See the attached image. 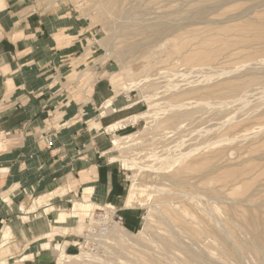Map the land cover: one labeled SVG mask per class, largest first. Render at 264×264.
Listing matches in <instances>:
<instances>
[{"label":"rangeland","instance_id":"obj_1","mask_svg":"<svg viewBox=\"0 0 264 264\" xmlns=\"http://www.w3.org/2000/svg\"><path fill=\"white\" fill-rule=\"evenodd\" d=\"M39 1L98 31L102 68L69 79L106 77L137 115L110 155L143 212L121 225L146 231L114 237L92 210L55 264H264V0Z\"/></svg>","mask_w":264,"mask_h":264},{"label":"crops","instance_id":"obj_2","mask_svg":"<svg viewBox=\"0 0 264 264\" xmlns=\"http://www.w3.org/2000/svg\"><path fill=\"white\" fill-rule=\"evenodd\" d=\"M99 38L62 2L0 0V132H9L0 147V264H55V248L75 255L76 220L101 207L129 230L142 223L110 155L137 115L106 77L90 90L69 79L86 62L102 68ZM61 212L70 216L60 226Z\"/></svg>","mask_w":264,"mask_h":264},{"label":"bare ground","instance_id":"obj_3","mask_svg":"<svg viewBox=\"0 0 264 264\" xmlns=\"http://www.w3.org/2000/svg\"><path fill=\"white\" fill-rule=\"evenodd\" d=\"M133 3H134V1H133ZM135 4H136V1H135ZM112 78H114V77H112ZM187 113L191 115V112L190 113L187 112ZM197 113L198 112H196V114ZM181 115H183V114H181ZM122 143H123L122 140H119L118 138H115L114 139V146H115L116 149L119 148L122 145ZM125 202H126V205L127 206H137V205H140L137 202H135V200L133 198V194H132L131 191H129ZM77 213L78 212H76V214ZM69 216L70 215L67 212H61L60 216L56 220V224L57 225H60V226L61 225L68 224ZM74 217H77V216H74ZM91 219L93 221H95V222H102V223L105 222L106 223V222H108L111 219V217H110L108 211H106V212H103V213L100 212V214H98L97 216L94 215ZM79 220H82V219H79ZM79 220H76V222L78 223L77 232L78 233H81L84 224L81 221H79ZM55 231L56 230H54V232ZM145 232H146L145 230H140L139 233L138 232L137 233H133V232L127 230L123 225L117 224V223H116V225L113 228H111L109 230V234L113 235L114 237H118V236H129V240L130 241H133V242H136V243H139L140 241H142V238L139 237V236H141L142 234H145ZM51 235H53V234H51ZM54 253H55L56 256L59 255V252L57 251L56 248L54 250ZM59 264H71V262L68 261V260H61Z\"/></svg>","mask_w":264,"mask_h":264},{"label":"built area","instance_id":"obj_4","mask_svg":"<svg viewBox=\"0 0 264 264\" xmlns=\"http://www.w3.org/2000/svg\"><path fill=\"white\" fill-rule=\"evenodd\" d=\"M8 135H9V132H0V147L3 144V142L5 141L6 136H8ZM112 216H113L112 217L113 220H114V218L116 219V220H114V222H116L117 224H122V222H123L122 216H120V215L115 216V212Z\"/></svg>","mask_w":264,"mask_h":264}]
</instances>
